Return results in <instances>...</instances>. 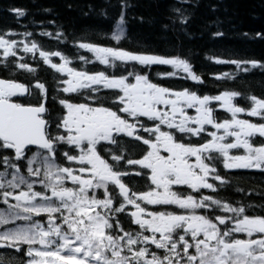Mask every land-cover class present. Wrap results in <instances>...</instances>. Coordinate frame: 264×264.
<instances>
[{"label": "snow or ice", "instance_id": "6c2138e0", "mask_svg": "<svg viewBox=\"0 0 264 264\" xmlns=\"http://www.w3.org/2000/svg\"><path fill=\"white\" fill-rule=\"evenodd\" d=\"M178 5L170 21L183 30L195 5ZM127 7L126 0L120 4L106 37L112 45L78 44L92 54L78 57L80 69L61 51L43 50L31 32L0 34V70L35 76L29 61L38 55L67 77L58 78L57 90L67 94L58 119L44 83L0 78V264H264V215L250 216V204L212 194L230 185L234 170L264 173V98L247 96L244 108L233 103L242 95L234 90L198 95L152 82V66L166 65L176 71L158 72L162 78L182 72L178 78L203 83L180 57L120 46ZM40 35L67 43L63 32ZM94 62L111 71L90 72L86 65ZM217 63L264 71L257 61ZM217 104L230 118L215 115ZM133 176L148 182L146 190L130 187Z\"/></svg>", "mask_w": 264, "mask_h": 264}, {"label": "trees", "instance_id": "16d2710c", "mask_svg": "<svg viewBox=\"0 0 264 264\" xmlns=\"http://www.w3.org/2000/svg\"><path fill=\"white\" fill-rule=\"evenodd\" d=\"M122 2L125 0H0V34L31 32L33 36L29 39H35L43 50L61 51L72 60L73 67L80 69L85 66L78 57H91L78 49V44L91 41L112 45L106 37L115 28ZM126 3L127 39L121 41L120 46L180 57L189 62L193 72L203 81L197 86L176 77L162 78L157 73L170 72L171 68L152 66L147 73L152 82L173 90H182L185 85L199 95L212 96L234 90L242 94L237 96V106L244 108L251 104L245 97L264 98V71L260 68L241 73L235 64L217 63L233 59L264 63V0H192L195 7L191 8L190 22L183 30L179 24L173 27L170 21L174 15L172 9L179 6L178 0H126ZM16 8L24 10L25 15L17 16L10 11ZM43 32H63L67 43L40 35ZM217 32L223 35H214ZM15 38L23 39L21 36ZM29 62L37 69L35 76L29 73L12 75L0 70V78L16 79L25 84H34L38 79L44 83L49 96L47 106L51 117L56 119L64 110L59 104V76L38 55L35 61ZM99 65V62L89 63L86 68L90 72L104 70ZM138 71L144 73L141 67ZM225 73L235 74V79L224 78ZM30 102L34 103L35 97ZM228 175L231 183L222 192L225 201L233 205L237 202L250 204L246 214L264 215V173L233 172ZM134 177L129 182L130 187L135 191L146 190L147 182ZM238 188L242 191H237ZM217 196L221 198V193Z\"/></svg>", "mask_w": 264, "mask_h": 264}, {"label": "rangeland", "instance_id": "374dc122", "mask_svg": "<svg viewBox=\"0 0 264 264\" xmlns=\"http://www.w3.org/2000/svg\"><path fill=\"white\" fill-rule=\"evenodd\" d=\"M1 51H2V50H1ZM181 74H182V73H180V74L178 73V75H181ZM234 99H235V98H234ZM233 103H234V100H233ZM234 104H235V103H234ZM216 107L219 108V105H216ZM190 110H192V109L187 110L188 113H189ZM221 110H222V109H221ZM222 111H223V110H222ZM194 115H195V114H194ZM225 115H229V117H230V114H229V113H226ZM240 118H245V117H244L243 115H241ZM247 119H248V118H247ZM237 153H238V154H242L243 151H242V150H239V152H237ZM4 208H5V207L2 206V207L0 208V210H3Z\"/></svg>", "mask_w": 264, "mask_h": 264}]
</instances>
